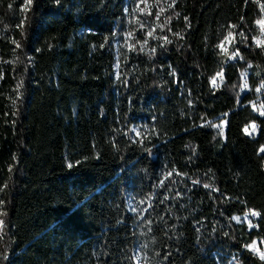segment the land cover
Masks as SVG:
<instances>
[{"label":"trees","instance_id":"obj_1","mask_svg":"<svg viewBox=\"0 0 264 264\" xmlns=\"http://www.w3.org/2000/svg\"><path fill=\"white\" fill-rule=\"evenodd\" d=\"M135 1L0 0V264H264L258 0Z\"/></svg>","mask_w":264,"mask_h":264},{"label":"snow or ice","instance_id":"obj_2","mask_svg":"<svg viewBox=\"0 0 264 264\" xmlns=\"http://www.w3.org/2000/svg\"><path fill=\"white\" fill-rule=\"evenodd\" d=\"M34 0H24V6H23V10L25 12L29 11L31 9V5L33 4ZM60 0H56V3H59ZM175 5V0H172V3L169 5V7H173ZM9 7H11V5H9ZM261 9L264 10V4L260 5ZM157 18H159V16H157ZM188 18L185 17V20H187ZM257 25L261 26V34L264 35V20H257L256 21ZM18 27H23V24L19 25ZM229 30L227 31V34L224 36L223 40L220 41L219 44L216 45V47L220 50L221 54L228 56L229 59H243L242 56H240V52L239 49L236 48L235 51H233L231 54H229L228 52V47L227 45H231L233 44L234 40L236 39V33L233 31V29H235L237 26L236 25H229ZM149 36L152 35L151 32L148 33ZM177 36H179V33L176 34ZM238 35L240 37H244V33L241 31L238 33ZM182 38V37H181ZM165 40L166 43H172L171 40H168L167 37L163 38ZM255 41V45L261 49H264V39H260V38H253ZM13 43L16 45V47H20L19 43H17L16 41H13ZM145 43H147V41H145ZM143 50V49H141ZM152 53L155 52V49L151 50ZM249 67H252L251 64L248 65ZM172 75H175V71L173 70V72L171 73ZM217 77L220 78L221 83L223 82V74L222 72H218L215 76L210 78V82L212 84V86L214 88H218L220 87L219 84L216 83ZM241 77L244 80V83L241 85V90L243 91L244 89L248 88V84H247V72H243L241 73ZM17 87H20V85H18ZM262 89H264V83H262L260 85V87H257L255 89V92L257 93H261ZM191 103V102H190ZM251 107L253 109V111L257 112L258 115L260 117H264V101L259 102V105L257 104V102H250ZM227 115V114H225ZM214 127H217L218 129L222 128L221 125H213ZM258 131V125L255 123V121L250 122L249 124H246L244 126L243 132L245 133V135H249L252 136L254 134H256ZM222 134V132H221ZM150 151V150H149ZM258 153L260 154H264V145H262L259 150ZM79 163V162H77ZM73 165L69 164L68 167L71 168ZM205 188H209L211 187L208 184L204 185ZM215 191H219V189H215ZM262 214L259 211H256L255 209H249L247 212L244 213L243 218H241L240 216H234L232 217L233 220H235L237 223H241L242 220L247 222L248 228L249 230L254 229V228H258L259 225H255L252 223V221L249 219V217H261ZM0 224H3V221H0ZM261 244H264V240L260 241ZM244 248L247 249L248 251L257 254L259 259L261 261H264V251H261L260 247H258L257 245V241L253 240L251 243L244 245ZM4 259H7V256L5 255L3 257ZM233 259H236V257H234Z\"/></svg>","mask_w":264,"mask_h":264},{"label":"rangeland","instance_id":"obj_3","mask_svg":"<svg viewBox=\"0 0 264 264\" xmlns=\"http://www.w3.org/2000/svg\"><path fill=\"white\" fill-rule=\"evenodd\" d=\"M137 4H138V0H136L135 2H129L128 4H127V8H126V11H127V15L129 16V14H131V12L133 13L135 10V8L137 7ZM261 4H264V0H258V2H257V5H258V7H259V19L258 20H264V10H262L261 9V7H260V5ZM131 11V12H130ZM255 30H256V34H255V36L254 37H256V38H260V39H264V35H262L261 34V26L260 25H257L256 24V22H255ZM115 40H114V42H113V44H114V49H115V59L117 58V55H118V52H119V50H121V49H124V48H127L128 46H129V40H130V36L128 35V33H127V24L124 26V27H121V26H118L117 27V31H116V34H115ZM253 42L255 43V41H254V39H253ZM226 46H227V44H226ZM117 68H118V64H117V62H115L114 63V74L116 73V71H117ZM247 72V74H248V69L247 68H245L244 70H242L241 71V73H243V72ZM241 73H240V81H241V85L244 83V80L242 79V77H241ZM217 74V73H216ZM216 74H214V75H212L211 77H213V76H215ZM210 77V78H211ZM210 78H209V82H210ZM220 78L219 77H217V80H216V83L217 84H219L220 82ZM210 84H211V82H210ZM248 84V83H247ZM262 83H259L258 85H257V87H260V85H261ZM212 85V84H211ZM241 85H240V91L241 92H245V91H250V92H253V93H257V92H255V89L257 88V87H255V88H253V89H250V87L248 86V88L247 89H244L243 91L241 90ZM258 94V93H257ZM247 124H249V123H247ZM217 125H221L222 126V128L224 127V123H223V121H221V123H219V124H217ZM222 128H220L219 130H222ZM243 129H244V127H243ZM243 129H242V131H243ZM136 132H137V126L136 125H134V126H131V128H130V134L132 135V136H135V134H136ZM249 136V135H248ZM256 136V134H254V135H252V136H249L250 138H254ZM262 145H260V147H261ZM259 147V148H260ZM259 148H258V150H259ZM263 168H264V160H263ZM126 207H127V209H131V203H130V200L127 198V201H126ZM243 215H244V213H242V214H238V216H240L241 218H243ZM234 216H236V215H234ZM234 216H232V217H234ZM231 217V218H232ZM249 219L251 220V217H249ZM235 221V220H234ZM243 221V220H242ZM236 222V221H235ZM243 222H245L246 224H247V222L246 221H243ZM248 226V225H247ZM253 240H256L257 241V245H258V247H260V249H261V251H264V245L263 244H261L260 243V239H252V241ZM251 241V242H252ZM251 242H249V243H251ZM250 252V251H249ZM252 255H254V256H256L257 258H259L258 257V255L257 254H254V253H252V252H250ZM132 260L134 261V263L135 264H143V262H142V260H141V258H140V255H139V253H138V248H136V247H134V249H133V251H132Z\"/></svg>","mask_w":264,"mask_h":264},{"label":"built area","instance_id":"obj_4","mask_svg":"<svg viewBox=\"0 0 264 264\" xmlns=\"http://www.w3.org/2000/svg\"><path fill=\"white\" fill-rule=\"evenodd\" d=\"M0 228H1V224H0ZM0 231H1V229H0Z\"/></svg>","mask_w":264,"mask_h":264}]
</instances>
